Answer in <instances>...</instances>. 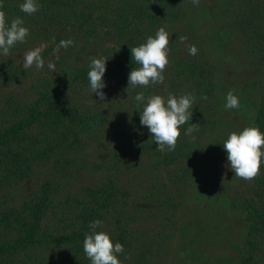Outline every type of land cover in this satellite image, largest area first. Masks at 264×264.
I'll use <instances>...</instances> for the list:
<instances>
[{"label":"trees","instance_id":"trees-1","mask_svg":"<svg viewBox=\"0 0 264 264\" xmlns=\"http://www.w3.org/2000/svg\"><path fill=\"white\" fill-rule=\"evenodd\" d=\"M139 1L37 0L39 11L27 15L20 11L24 0H0L3 5L0 10L6 13L9 23L19 16L29 29L28 38H42L48 42L42 53L46 68L49 60L56 65L55 72L47 69L46 76L38 78L32 86L34 97L30 102H18L13 96L3 99L0 111V191L31 179L39 163L48 165L45 168L48 175L22 203L0 210V264H52L51 259L36 254L46 250H60L65 254L61 264H91L83 251L85 233L90 232L88 225L99 219L105 228L104 223L111 211L120 217L117 220L113 217L116 222L112 221V224L117 230L115 242L124 246L122 255L118 254L121 264L127 256L133 255L132 250L136 247L144 251L143 242L137 246L131 241L135 240V235L123 232L127 226L124 225L123 208L127 205L125 199L129 198V192L118 186L117 170L128 158V153L133 155L136 154L134 150L153 147L151 138L147 146L143 144L146 136L151 137L147 127L140 124V112L146 102L139 103L134 97L143 92L147 98L156 86L128 88L129 73L140 67L132 60L130 47H137L146 42L148 36H155L156 15L150 12L151 6L154 5L161 15L163 6L170 8V14L162 21H172L178 14L175 13V0H155L148 6ZM237 1L243 4V13L254 25V28L243 26L250 53L259 66L264 67V0ZM259 33L263 38L257 36ZM71 35L76 38L73 46H79L76 51L73 47L69 48V53H54L60 41ZM27 43H17L6 56L9 59H3L0 85H12L20 79L22 71L14 56L24 51ZM100 56L108 58L103 77L106 83L102 90L106 94L103 101L90 92L87 77L90 58ZM186 59L179 58L175 62L176 78L187 80L198 94L212 89L213 81L207 70ZM81 94L88 95V104L77 102ZM119 95L128 102L129 110L134 113V122L130 128L123 129L122 126L112 131L105 109L107 103L111 105ZM190 122L197 123L196 117ZM254 123L264 133V110L258 112ZM183 129L176 149L156 157L151 163L152 168L145 174L157 170L162 176L157 169L162 163L172 166L171 170H165L168 175L172 174L171 177L187 179L194 172L193 167L197 165L194 142L184 136L187 127ZM107 137V143L115 146L112 164L106 169L102 162L94 166L104 168L101 184L98 188H81L72 192L70 187L83 176V165L81 168L74 153L103 143L101 139ZM262 180L264 184V177ZM242 196H231L228 208L239 213L246 223L238 264H254L264 254V194L257 200ZM162 199L163 196L158 202ZM54 204L60 208L59 211L53 210L55 222L43 228L42 221ZM176 204L174 201L169 203L171 207ZM103 227L97 231H103Z\"/></svg>","mask_w":264,"mask_h":264},{"label":"rangeland","instance_id":"rangeland-1","mask_svg":"<svg viewBox=\"0 0 264 264\" xmlns=\"http://www.w3.org/2000/svg\"><path fill=\"white\" fill-rule=\"evenodd\" d=\"M154 1L141 0L139 3L148 6ZM175 1L177 7L174 8L178 16L172 21H162L163 17L170 14L169 7L163 6L161 15L154 5L151 6L150 12L156 15L153 29L157 31L163 27L169 33V65L163 73L164 83L154 85L156 89L149 92L147 97L161 95L167 99L171 93L177 97L190 94L195 98L193 109L190 111L192 117H196L197 123L189 121V124H199V130L191 136H184L194 142L197 165L193 167L194 172L187 179L168 175L165 170H171L172 166L164 163L157 168L162 176L158 175L157 170L145 174L152 168L154 159L162 155L156 150L158 145L152 136H146L147 140L143 142L147 146L151 138L152 148L134 150L136 154L128 153V158L120 163L117 184L129 192V198L125 199L127 205L123 208L124 225H127L123 232L134 234L135 240L131 241L137 246L142 242L145 244L142 249L144 251L141 252L136 247L132 250L133 255L130 258L127 256V260L123 262L238 264L246 223L239 213L228 208V201L235 194L255 200L262 196L264 165H261V174L251 182L236 178L230 166H226L227 152L222 144L230 133H239L246 127H255L254 119L259 111L264 110V67H260L251 55L247 45L248 38L243 31V26L254 28V25L243 13V4L237 0H199L198 6L194 5L192 0ZM182 36L187 37L184 43L180 41ZM257 36L263 38L262 33ZM251 37L252 35L249 36ZM69 39L76 38L71 35ZM26 42L28 47L14 56V61L22 71L20 79L12 85H0V111L3 99L7 96H13L18 102H30L34 97L32 86L38 78L45 77L48 73L46 66L39 72L34 67L25 70L22 66L27 51L41 45H46L45 50L48 42L42 38H28ZM188 45L197 47L198 53L195 56L188 54ZM77 47H74L73 51H76ZM69 48H61L59 52L69 53ZM185 57L188 58L186 60L196 62L207 70L213 81L212 89L198 94L187 80L176 78L174 64L179 58ZM5 58L9 59L0 54V66ZM230 90L239 98V109L225 108L226 96ZM204 96L208 99L203 100ZM122 98L123 96L119 95L111 101V105L108 102L105 109L112 131L122 126L123 129L130 128L134 122V113L129 110L128 102ZM87 100L88 95L81 94L77 102L86 105ZM189 124L182 126L180 130H184ZM102 141L103 143L83 152L74 153L73 156L81 168L83 165V176L78 177L74 186L70 187L72 192H78L81 188H98L101 184L104 168L112 164V151L115 147L107 143L108 137L102 138ZM101 162L104 163V168L94 167ZM46 167L48 168V165L39 163L31 179L3 188L0 191V210L22 203L48 175ZM161 196L163 201L159 203ZM171 201L177 203L176 207L169 205ZM59 209V206L54 204L47 211V216L42 221L43 228L55 222L53 210ZM116 215L117 212L111 211L108 221L104 223L105 228L103 227V231L107 232L111 239L113 237L114 244L117 230L112 221L113 217L115 220L120 218ZM139 252L141 253L138 254ZM36 254L38 257L51 259L52 264H61L66 256L60 250L38 251ZM259 260L254 264H263L264 254Z\"/></svg>","mask_w":264,"mask_h":264},{"label":"clouds","instance_id":"clouds-1","mask_svg":"<svg viewBox=\"0 0 264 264\" xmlns=\"http://www.w3.org/2000/svg\"><path fill=\"white\" fill-rule=\"evenodd\" d=\"M198 6L199 0H192ZM3 5L0 4V9ZM40 5L37 0H24L20 4V11L27 15H33L39 11ZM30 32L24 26V20L17 16L12 18L10 23L6 13L0 10V54L5 56L10 54V49L17 43H25ZM187 37H180L184 43ZM169 33L165 28H159L155 36H148L146 42L137 47H130L132 60L140 67L134 68L128 76V88L135 89L137 86L148 87L150 85L163 84V75L169 65ZM74 45L71 39L61 40L56 47L67 49ZM46 45L38 46L27 51L23 58V68L28 70L35 68L42 71L45 67V60L42 52ZM188 54L195 56L198 49L195 45H188ZM118 52V51H117ZM59 59V55L56 56ZM103 56L91 57L89 63L90 71L87 73L89 80V90L95 93L101 101L106 99V94L102 91L106 87L103 79L106 72V61ZM47 69L50 72L56 71V65L52 60L47 62ZM127 88V89H128ZM126 89V90H127ZM135 101L144 103L145 95L139 92L134 97ZM207 100L206 96L202 97ZM225 108L228 110L239 109L240 102L238 96L230 90L226 96ZM195 98L190 94L177 97L171 93L167 99L161 95H151L147 97L146 104L140 112V124L146 126L154 142L158 145L157 151L164 153L176 149L177 142L181 136V127L189 124L192 118L193 104ZM199 124H189L185 135L191 136L198 131ZM193 140L195 137L193 136ZM223 149L227 152V161L230 169L235 173L236 178L251 182L261 174V165L264 162V133L257 127H246L239 133L232 132L223 142ZM90 232L85 233L83 240V251L91 264H121L118 254L124 252V246L116 242L113 243L110 235L105 231H97L103 227V221L97 219L89 223Z\"/></svg>","mask_w":264,"mask_h":264}]
</instances>
